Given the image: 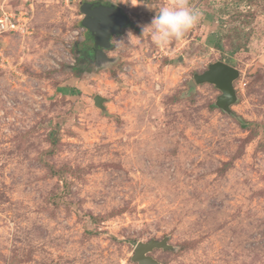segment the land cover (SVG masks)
<instances>
[{
	"label": "rangeland",
	"instance_id": "374dc122",
	"mask_svg": "<svg viewBox=\"0 0 264 264\" xmlns=\"http://www.w3.org/2000/svg\"><path fill=\"white\" fill-rule=\"evenodd\" d=\"M94 1L130 23L80 62L79 7ZM1 10L26 11L29 33L0 35V264H136V243L163 238L161 264H264V0ZM73 29L76 68L47 70ZM217 61L239 71L231 113L213 85L188 86Z\"/></svg>",
	"mask_w": 264,
	"mask_h": 264
},
{
	"label": "water",
	"instance_id": "95a60500",
	"mask_svg": "<svg viewBox=\"0 0 264 264\" xmlns=\"http://www.w3.org/2000/svg\"><path fill=\"white\" fill-rule=\"evenodd\" d=\"M79 11L82 15L81 27L93 39L94 46L100 48L98 58L105 59V53L102 49L109 50L112 47V37L124 33L128 23L126 15L122 13L121 8L113 4L92 2L81 3ZM157 20L162 21L160 14H158ZM238 76L239 71L236 68L217 61L209 64L201 74L193 75L192 80L188 82V86L191 89L196 85L205 83L213 85L220 92L215 105L221 110L231 113L229 107L236 101L233 82ZM106 101L107 99L100 95H95L92 99L93 105L102 112L105 111L104 103ZM155 249L172 250L173 248L168 244L167 238L138 242L133 249L131 261L136 264H161L150 256V253Z\"/></svg>",
	"mask_w": 264,
	"mask_h": 264
},
{
	"label": "built area",
	"instance_id": "2783aa9c",
	"mask_svg": "<svg viewBox=\"0 0 264 264\" xmlns=\"http://www.w3.org/2000/svg\"><path fill=\"white\" fill-rule=\"evenodd\" d=\"M29 19L26 11L10 12L0 11V35L1 34H28ZM81 36L80 29H73L64 36V41L60 47V53H48L45 58V66L47 70H56L60 68V64L74 65L76 58L70 55L69 50L71 44Z\"/></svg>",
	"mask_w": 264,
	"mask_h": 264
},
{
	"label": "flooded vegetation",
	"instance_id": "af4514ba",
	"mask_svg": "<svg viewBox=\"0 0 264 264\" xmlns=\"http://www.w3.org/2000/svg\"><path fill=\"white\" fill-rule=\"evenodd\" d=\"M92 3L107 4V3L102 2V1H94ZM128 26H129V22L127 23L126 27H128ZM87 37H88L89 40H91V42H92L91 44L92 45H86L85 49L81 48L80 50L77 51L78 52V54H77L78 61L80 59V62H81V59H82V56L81 55H83L82 53H87V54L91 55L93 57V59H94V62H96V58H98V55H99L98 53H99V49L100 48L98 46H94L93 39L90 37V35L88 34V32H87ZM82 38L85 39V40L87 39L86 36H83ZM102 50H103V52L107 51L105 49H102Z\"/></svg>",
	"mask_w": 264,
	"mask_h": 264
},
{
	"label": "trees",
	"instance_id": "16d2710c",
	"mask_svg": "<svg viewBox=\"0 0 264 264\" xmlns=\"http://www.w3.org/2000/svg\"><path fill=\"white\" fill-rule=\"evenodd\" d=\"M215 24V23H214ZM135 30H137V29H135ZM138 31V30H137ZM233 46V48L230 50V55H233L234 53H236L237 51H239V50H241V49H243V47H245L244 45H240V44H235V45H232ZM213 47H214V49H216L217 51H219V52H222L223 51V46H222V44H221V39L219 38V35H216V40L214 41V43H213ZM63 66L61 67V68H63V67H67V68H70V69H75L76 68V66H77V61H76V63L74 64V65H72V66H70V65H67V64H62Z\"/></svg>",
	"mask_w": 264,
	"mask_h": 264
},
{
	"label": "crops",
	"instance_id": "0c3cea01",
	"mask_svg": "<svg viewBox=\"0 0 264 264\" xmlns=\"http://www.w3.org/2000/svg\"><path fill=\"white\" fill-rule=\"evenodd\" d=\"M107 4H113V3H107ZM113 5H115V6H117V7H119V8H121V10H122V12H123V9H122V7H120V6H118L117 4H113ZM124 13V12H123ZM125 14V13H124ZM127 17V16H126ZM128 19V18H127ZM128 22H129V20H128ZM130 23V22H129Z\"/></svg>",
	"mask_w": 264,
	"mask_h": 264
}]
</instances>
